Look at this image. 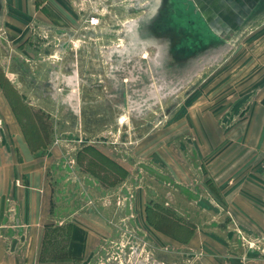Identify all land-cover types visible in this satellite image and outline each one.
Returning <instances> with one entry per match:
<instances>
[{
	"label": "rangeland",
	"instance_id": "obj_1",
	"mask_svg": "<svg viewBox=\"0 0 264 264\" xmlns=\"http://www.w3.org/2000/svg\"><path fill=\"white\" fill-rule=\"evenodd\" d=\"M140 1L86 0L88 13L100 17L94 26L86 22L89 14L79 25L58 28L38 19L19 36L0 20V103L11 115L9 120L0 106V145L12 147L7 135L15 129L30 149H41L35 157L46 166L53 212L62 223L49 227L44 258L50 249L68 253L78 243L65 216L82 209L80 217L90 218L95 231V248L84 258L82 251V264H202L197 251L180 244L187 232L179 226L195 222L182 210L191 211L200 194L226 209L210 196L199 149H215L227 165L248 162L235 176L249 171L264 180V135L257 139L241 127L252 104L264 97V12L227 36L218 56L204 55L183 87L168 90L133 85L118 68L127 57L147 55L134 53L124 35L136 13L125 7L142 6ZM197 99L205 101L194 104ZM12 181L22 185L21 177ZM137 202L150 212L145 220ZM14 211L10 206L12 221ZM233 225L235 233L239 228L248 236L264 234L234 220ZM74 226L78 236H86L82 226ZM236 236L243 249L237 252L264 255V243Z\"/></svg>",
	"mask_w": 264,
	"mask_h": 264
},
{
	"label": "crops",
	"instance_id": "obj_2",
	"mask_svg": "<svg viewBox=\"0 0 264 264\" xmlns=\"http://www.w3.org/2000/svg\"><path fill=\"white\" fill-rule=\"evenodd\" d=\"M85 1L0 0L1 25L8 24L6 30L19 36L25 33L24 27L32 20L49 21L57 28L68 24L79 25L89 14ZM142 2V6L136 7L130 3L125 7L131 11L136 10V13L128 18L124 35L130 38L129 48L136 49L134 53L139 50L147 55L135 59L127 57L118 68H121L120 74L125 73L133 85L147 82L152 85L151 88L168 90L176 88L180 83V87H183L189 80L187 77L194 74L201 65L200 59L204 55L218 56L227 36L246 23L257 21L258 16L264 12V0ZM116 51L111 57H114ZM263 98L252 104L241 126L247 131L251 129L254 136L256 133L257 139L264 135V113L261 111L262 107L264 109ZM198 100H194V104ZM204 101L199 100L201 103ZM238 104L240 102L234 106ZM0 106L10 120L9 110L6 114L5 106L2 103ZM194 118L199 120L196 114ZM21 133V130L20 134L15 129L13 133L9 131L7 140L12 143V147L9 145L7 149L0 145V264H82L84 259H41L45 233L49 227L55 226L52 225L55 222L62 223L55 219L56 214L53 212V191L46 176V166L40 165L41 159L35 157L41 149H30ZM259 142L261 140H257V145ZM248 148L253 149V146ZM215 151L212 148L199 149V155L204 158L203 164L208 170L205 181L212 192L210 196L216 197L226 211H220L208 198L203 200L200 194L194 200L195 205L191 211L182 210L190 214V221L193 218L195 222L194 225L181 224L180 233L187 234L182 242L176 241L185 248L197 251L202 264H264L262 254L248 252L242 255L243 249L239 246L233 225L234 220L243 227L259 231L258 234L264 233V180L250 176L253 172L249 171L236 177V169L246 170L248 162L237 163L239 167L233 163L227 165L226 161H218ZM242 165H245L244 168H241ZM17 176L22 179L21 186H16L12 181V177ZM196 201L200 202L199 206ZM137 203V214H144L145 220L147 208ZM13 205L15 221L11 220L13 218L9 214L10 206ZM81 211L84 210H74L65 217L71 218L67 220L69 223L82 226L87 232L84 258L95 248V231L91 229L90 218L86 220L80 217L84 216ZM151 227L164 237H169L167 232ZM160 242L165 244L168 240ZM235 248H240L241 252Z\"/></svg>",
	"mask_w": 264,
	"mask_h": 264
},
{
	"label": "trees",
	"instance_id": "obj_3",
	"mask_svg": "<svg viewBox=\"0 0 264 264\" xmlns=\"http://www.w3.org/2000/svg\"><path fill=\"white\" fill-rule=\"evenodd\" d=\"M147 212H148V210H146V217L150 214V212H148V213ZM147 220H148V218H147ZM148 222H149V220H148ZM71 227L74 228V232L72 234V237L76 241H78V243H74V244L71 243L70 244L71 246H69L70 250L68 251V253L60 252V251H58V249H55V250L50 249L49 250L50 253L47 255V258H44V253L46 250H48L47 245L49 243V241H48L49 236H47L48 233L46 232L47 234L45 233L44 239H43V246H42V250H41V259H50V260L81 259L80 255H81L82 251L84 250L85 236H78L79 233H77V230H79V229L76 228L74 225H72Z\"/></svg>",
	"mask_w": 264,
	"mask_h": 264
},
{
	"label": "built area",
	"instance_id": "obj_4",
	"mask_svg": "<svg viewBox=\"0 0 264 264\" xmlns=\"http://www.w3.org/2000/svg\"><path fill=\"white\" fill-rule=\"evenodd\" d=\"M82 4H80V7H81ZM100 21V17H99V14L97 12H92V13H89L87 19H86V22L88 23V25H97ZM236 232L240 235L241 239H250L248 241L249 242H252V244L256 243V244H259V243H264V234L263 235H258V236H248V235H245L243 233V231H241L239 228H236Z\"/></svg>",
	"mask_w": 264,
	"mask_h": 264
},
{
	"label": "flooded vegetation",
	"instance_id": "obj_5",
	"mask_svg": "<svg viewBox=\"0 0 264 264\" xmlns=\"http://www.w3.org/2000/svg\"><path fill=\"white\" fill-rule=\"evenodd\" d=\"M4 95L7 97L8 99V89L4 86V91H3ZM10 94V93H9Z\"/></svg>",
	"mask_w": 264,
	"mask_h": 264
}]
</instances>
